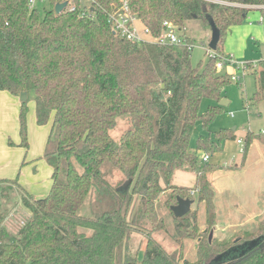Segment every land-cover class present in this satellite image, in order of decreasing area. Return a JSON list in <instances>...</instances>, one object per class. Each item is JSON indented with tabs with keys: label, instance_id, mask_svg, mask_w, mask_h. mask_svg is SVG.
Returning <instances> with one entry per match:
<instances>
[{
	"label": "trees",
	"instance_id": "1",
	"mask_svg": "<svg viewBox=\"0 0 264 264\" xmlns=\"http://www.w3.org/2000/svg\"><path fill=\"white\" fill-rule=\"evenodd\" d=\"M127 1L130 12L154 32L164 20L181 27L193 19L208 27L212 21L220 33L217 56H209L200 69L191 64L185 46L122 39L107 22L120 0H92L84 6L80 0H46L31 10L28 0H0V91L26 96L18 115L23 148L28 147L26 101L33 92L37 125L51 121L43 159L52 169L43 198L7 182L17 188L28 214L16 233L3 224L9 193L0 194V264H207L227 251L221 264H264V214L251 233L235 242L197 237L194 261L183 260L181 250L168 252L152 236L165 230L155 203L167 190L172 191L165 201L168 208L177 197L193 200L195 190L207 229L216 225L207 167L198 165L189 141L196 122L208 129L222 110L219 102L230 80L218 72L216 62L228 30L241 25L252 8L264 17V0ZM61 3L66 7L57 14L55 6ZM251 74L256 83L251 104H263L264 60ZM203 100L213 104L200 112ZM120 118L130 128L116 142L110 133ZM217 136L234 139L230 131ZM256 138L264 143V133L246 134L243 155ZM213 147L208 137L196 140L197 150L211 152ZM104 164L121 173L122 188L108 183ZM176 171L195 173V187L172 186ZM93 196L90 215H80ZM173 219L178 239L195 238L192 213ZM137 232L145 236L141 260L129 253L131 235Z\"/></svg>",
	"mask_w": 264,
	"mask_h": 264
},
{
	"label": "rangeland",
	"instance_id": "2",
	"mask_svg": "<svg viewBox=\"0 0 264 264\" xmlns=\"http://www.w3.org/2000/svg\"><path fill=\"white\" fill-rule=\"evenodd\" d=\"M81 2H84L83 4L89 3L88 0H82ZM260 18L261 22H264V18L259 13H248L243 23L235 28L240 29L241 32L252 29L247 26L250 21L254 25H258V28H256L260 29L258 37L251 33L243 42L242 40L237 41V38H231L230 34H226L221 56L229 55L231 62L218 68V72L226 75L230 80V84L224 91L228 104L222 107L219 114L209 124L208 129H204L200 121L196 122L189 141L190 149L197 153L198 165L202 168L207 167L205 175L213 191L216 225L211 229H207L204 204L193 199L190 213L195 217L198 232L195 234L194 239H178L174 230L173 214L165 204L172 191L167 190L165 194H161L155 203L156 213L162 218L165 230L154 233L152 236L168 252L181 250L183 260L194 261L196 259L197 240L199 239L197 237L208 238L210 231H212L211 240L216 239L218 242H235L237 238L251 233L259 221V219L248 221L251 219V213L255 210L259 211V208L261 209L264 206V143L258 138L253 139L251 147L246 153L247 155L242 154L240 146L237 144V140H244L248 132L257 136L264 128V103L251 104V96L256 90V83L251 71L261 60H264V23L259 25ZM182 28L184 35L192 42L191 64L194 67L199 65L202 69L207 63L209 55H211L207 53L211 30L201 20L196 19L185 22ZM250 37H255L257 42H252ZM245 63H247V67L243 69L241 64ZM231 75L237 77L238 80H232ZM210 104L213 103L209 100H203L200 105V112L205 111ZM26 106L28 108L35 106L34 94L31 91L28 93ZM234 127L235 129L232 130ZM129 128L130 125L127 120L120 118L115 129L110 133L111 137L118 142L120 135ZM221 131H224V133L230 131L234 139L222 138L218 140L217 134ZM199 136L208 137L215 142V147L212 148L211 152L197 150L196 140ZM205 154L209 156L206 163L202 162V157ZM43 167L47 170L50 168L47 164H43ZM102 173L109 184L114 187H123L124 178L120 172L104 164ZM48 189L49 187L46 189L47 192ZM6 192L9 193L10 198L19 193L17 188L14 187L4 186L0 188V194ZM256 194H259L258 201L256 200ZM36 196L43 198L46 195L42 193ZM94 199L95 196L91 197L82 206L79 210L80 215H90L89 211ZM14 206V203L9 199L2 207L5 215L3 224L12 233L19 230L28 215L27 213L24 214L20 208L14 210ZM242 215L245 217H242ZM144 249L145 236L143 233H132L129 242L130 255L141 260Z\"/></svg>",
	"mask_w": 264,
	"mask_h": 264
},
{
	"label": "crops",
	"instance_id": "3",
	"mask_svg": "<svg viewBox=\"0 0 264 264\" xmlns=\"http://www.w3.org/2000/svg\"><path fill=\"white\" fill-rule=\"evenodd\" d=\"M253 9L254 8H252V10L248 13L256 12L261 15L260 12ZM261 17L263 16L261 15ZM258 23L259 25H262L264 22H261L260 18ZM247 26L252 29L241 32L240 29H235L236 26H233L228 30L227 34H230L231 38H237V41L242 40L243 42H245V38L251 33H253L257 37L260 35V29H256L258 28V25H254L249 21L247 23ZM250 38L252 42H257V39L255 37ZM20 105L21 101L19 97L11 95L7 91H0V188L8 186L9 183L7 182L12 183L14 181L24 191H27L28 194L36 198V195H40L42 193L47 195L52 184V169L48 167L50 170L49 171L43 167V164H46L43 159V153L51 130V121L42 126L37 125L35 117V106L29 107L26 116L28 147L23 148L20 145L21 139L19 135L18 115ZM250 147L251 144L249 146V149ZM249 149L247 150V152L249 151ZM44 179H46L47 181ZM195 183L196 175L195 173L190 171H176L171 178V185L179 188L193 189L195 187ZM48 187L49 189L47 192L46 189ZM162 194H165V192H163ZM195 194L193 196L194 199H196ZM259 194L255 195L257 201L259 200ZM10 200L15 205L14 210L20 208V210L24 214L27 213V211L21 206V197L19 193L13 195ZM263 214L264 206H262L261 209L259 208V211H253L251 213V219L248 221L251 222L255 221L256 219L260 220ZM243 216L244 215H242V217Z\"/></svg>",
	"mask_w": 264,
	"mask_h": 264
},
{
	"label": "built area",
	"instance_id": "4",
	"mask_svg": "<svg viewBox=\"0 0 264 264\" xmlns=\"http://www.w3.org/2000/svg\"><path fill=\"white\" fill-rule=\"evenodd\" d=\"M46 0H28V8L31 10L40 3H44ZM80 0V5L83 3ZM92 0H88L90 3ZM84 6V5H83ZM70 11L75 10V6L71 5L69 8ZM81 17L85 16V12L80 13ZM107 22L111 25L113 32L120 36L122 39H125L129 43L137 45H161V46H185L187 49H192V42L188 41V38L183 33V28L176 23H173L168 20H164L159 25L156 32H154L148 25H145L140 20L136 18L130 12L129 4L127 0H120L119 8L107 14ZM207 53H210L209 56H217L215 51H212L209 47ZM219 60L216 62V67L220 68L224 64L231 62V57L228 56H219ZM243 69L247 67V63L241 64ZM231 79L237 81L238 78L234 75H231ZM232 116V114H230ZM264 133V130L261 131ZM237 144L240 146V151L244 152V140L238 139ZM209 159L208 155L202 157V162L206 163ZM196 191L192 190L190 192L191 196H194Z\"/></svg>",
	"mask_w": 264,
	"mask_h": 264
},
{
	"label": "water",
	"instance_id": "5",
	"mask_svg": "<svg viewBox=\"0 0 264 264\" xmlns=\"http://www.w3.org/2000/svg\"><path fill=\"white\" fill-rule=\"evenodd\" d=\"M65 7H66V3L57 4L55 6V12L58 14ZM208 23H209V27L211 30V38H210V41L208 43V47L212 51H215L217 48L218 41H219L220 33L212 21H209ZM19 99L21 102H24L26 100V96L23 95V96L19 97ZM227 104H228V101H226L225 98H222L219 102V105L222 107L227 106ZM232 130H234V128H232ZM192 204H193V200L182 199V198L177 197V203L175 205L171 206L170 210H171V212L175 218H182L183 216H185L186 214H188L190 212V207ZM211 239H212V231L209 232L208 242H211ZM253 242H255V241H252L251 243H253ZM233 250L234 249H232V251ZM229 253H230V251H227L226 253L219 254V255L215 256L214 258H212L207 264H221L223 262V260L229 255Z\"/></svg>",
	"mask_w": 264,
	"mask_h": 264
}]
</instances>
